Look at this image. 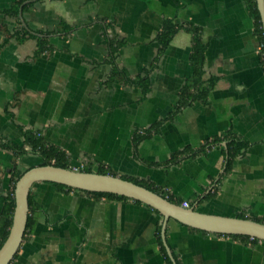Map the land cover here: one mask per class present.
<instances>
[{
    "label": "crops",
    "instance_id": "obj_1",
    "mask_svg": "<svg viewBox=\"0 0 264 264\" xmlns=\"http://www.w3.org/2000/svg\"><path fill=\"white\" fill-rule=\"evenodd\" d=\"M14 1L0 0V143L20 145L23 131L33 130L63 149L70 165L146 180L203 213L264 219V59L246 0H37L22 14L30 29L49 35L51 48L40 54L35 38L12 35L18 22L5 10ZM165 19L201 27L204 78H215L204 102L178 111L193 70L191 35L179 30L156 59ZM59 23L70 29L54 32ZM106 24L124 41L117 67L134 77L155 64L144 97L111 77ZM149 129L134 148L135 132ZM230 136L246 146L225 172ZM214 137L223 139L200 148ZM38 160L0 146V211L12 165ZM30 194L31 224L9 264H167L157 233L163 217L150 206L51 182L34 183ZM165 238L177 264H264L261 240L172 218Z\"/></svg>",
    "mask_w": 264,
    "mask_h": 264
},
{
    "label": "trees",
    "instance_id": "obj_2",
    "mask_svg": "<svg viewBox=\"0 0 264 264\" xmlns=\"http://www.w3.org/2000/svg\"><path fill=\"white\" fill-rule=\"evenodd\" d=\"M23 1L24 0H15L12 3V5L8 9L5 10L6 14L14 16L18 22V27L13 30L12 35L15 36L18 40H22L26 37L35 38L37 41V54L43 53L45 51H49L51 48V45L49 43L48 33H45L43 31H36L38 35L33 34L30 31L26 30L20 24L19 16H18V9ZM246 2L249 8V11L252 14L254 21H255V31L257 35L259 36L260 40L262 41L261 53L264 59V31H263L262 24L260 21V15L257 9L256 1L246 0ZM30 4H25L23 6V11L26 10ZM110 26L111 25L106 24L104 31H105V35H106V38H107V41L110 47V61L113 63V71H112L111 77L112 78L119 77L123 83H129V84L138 86L141 89L143 97H144L149 91V87H150L149 74L151 70L153 69V67L155 66V64L153 63L151 66L144 68L143 73L141 75H137L134 77H130L124 69L117 67L115 64V55L119 47L123 45L124 41L117 37V35L112 31L113 30L112 28L110 32L107 31L108 28H110ZM68 29H70V27L67 24L59 23V25L57 26L54 32H60V31L66 32ZM179 30L188 32L191 35V52L189 54V59L192 64L193 70H192V74L186 78L183 86L181 87L180 94H179V101L175 107L176 111L180 110L181 108L187 105H190L194 101L204 102L215 83L214 77H209L206 79L204 78L203 65H204V60H205V51L207 48V44L202 40L201 27L198 25L177 26L172 22V20L165 19L161 29L156 35V40L159 43L158 55L156 59L158 58V56H160L163 53V51L166 49V47L168 46V44L170 43L174 35ZM149 131L150 129L145 130V131L135 132V135L133 136L134 148L136 147V144L138 143V141L141 138H143V136H145V133H149ZM23 135H24V141L20 145L13 143V142H1L0 143V146L2 148L12 151L13 154L19 158H22L28 154L36 155L39 158L38 162L32 163L27 167L23 168V167H20L17 163H14L12 167L10 168V171H9L10 185L4 197L3 205L0 211V247L3 244L4 240L6 239L8 231H9V227L11 225L12 213L14 209V197H13L14 185L17 179L22 175V173L28 167L39 164V163L54 164V165L62 166V167L71 166L67 153L63 149L57 146H54L52 144H49L39 133L33 130H24ZM222 139L223 138L221 137H214L211 139V141L205 143L200 148L202 149L204 148V146L209 145L210 143H219ZM245 146H246V143L236 136H230V138H228L227 148H226V159H225V172L231 169L234 158L238 154L241 153V151L243 150ZM179 154L180 152L173 153L169 161H174L178 159ZM80 170L87 171V172L94 171L90 166H85ZM95 171L98 173L116 175L110 169H107L106 167H103V166L98 167L97 170ZM123 178L131 180L157 193H160L161 195L166 196L169 200L173 202H176L178 204L181 203L179 200L171 198L163 190L154 186L153 184H151L150 182L146 180L137 179L134 177H126V176H124ZM55 184L61 189L81 191V192H85V193H88L96 197L106 196V197H116V198H121V199L128 198L124 195H118V194L107 193V192H89V191H84V190H79V189H73L71 187H68L62 184H57V183ZM215 190L216 189L214 188L213 191L207 194L203 199L206 200L214 196ZM134 201L141 203L138 200H134ZM28 202H29V210H30V206H31L30 192L28 196ZM153 210L156 213L160 214L156 209H153ZM237 217L243 218L246 216L241 213L237 215ZM255 220L264 223V219L258 218ZM30 224H31V219H30V215L28 212V217H27L23 239L26 237V233L28 231V228L30 227ZM192 229H195V228H192ZM157 233H158V243L160 246L161 253L166 263L172 264L170 258L168 257L166 253L165 247L160 237V226L158 227ZM232 236L239 237L240 239H244V240H249L252 243L260 241L258 238L251 237L248 235L232 234ZM16 255L17 253L14 255V257Z\"/></svg>",
    "mask_w": 264,
    "mask_h": 264
},
{
    "label": "water",
    "instance_id": "obj_3",
    "mask_svg": "<svg viewBox=\"0 0 264 264\" xmlns=\"http://www.w3.org/2000/svg\"><path fill=\"white\" fill-rule=\"evenodd\" d=\"M35 1L37 0H24L19 6L18 16L21 25L26 30L38 35L26 24L22 14L23 6ZM255 1L264 31V0ZM36 182H51L89 192L124 195L156 209L163 217L161 238L172 264H177V262L165 238V228L170 218L188 227L209 233L248 235L264 241L263 222L247 217L203 213L196 210L195 205L183 207L181 204L169 200L166 196L119 175L96 171L87 172L71 167L39 163L28 167L15 182L12 220L7 237L0 247V264L11 262L23 240L29 212L28 196L31 187Z\"/></svg>",
    "mask_w": 264,
    "mask_h": 264
},
{
    "label": "built area",
    "instance_id": "obj_4",
    "mask_svg": "<svg viewBox=\"0 0 264 264\" xmlns=\"http://www.w3.org/2000/svg\"><path fill=\"white\" fill-rule=\"evenodd\" d=\"M262 46V45H261ZM71 168H73V169H77V170H80L81 168H83V165H80V166H74V165H71L70 166ZM181 205L183 206V207H188V202L187 201H183L182 203H181Z\"/></svg>",
    "mask_w": 264,
    "mask_h": 264
},
{
    "label": "rangeland",
    "instance_id": "obj_5",
    "mask_svg": "<svg viewBox=\"0 0 264 264\" xmlns=\"http://www.w3.org/2000/svg\"><path fill=\"white\" fill-rule=\"evenodd\" d=\"M78 166H80V165H78ZM82 169V168H81Z\"/></svg>",
    "mask_w": 264,
    "mask_h": 264
}]
</instances>
